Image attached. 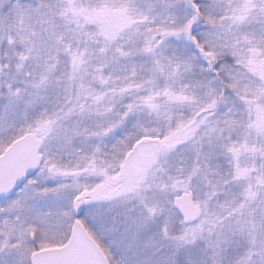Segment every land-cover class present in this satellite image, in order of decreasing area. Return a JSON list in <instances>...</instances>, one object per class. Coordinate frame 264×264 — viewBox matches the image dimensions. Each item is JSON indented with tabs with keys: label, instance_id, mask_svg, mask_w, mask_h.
<instances>
[{
	"label": "snow or ice",
	"instance_id": "snow-or-ice-1",
	"mask_svg": "<svg viewBox=\"0 0 264 264\" xmlns=\"http://www.w3.org/2000/svg\"><path fill=\"white\" fill-rule=\"evenodd\" d=\"M5 44L0 264H264V0H16Z\"/></svg>",
	"mask_w": 264,
	"mask_h": 264
},
{
	"label": "water",
	"instance_id": "water-1",
	"mask_svg": "<svg viewBox=\"0 0 264 264\" xmlns=\"http://www.w3.org/2000/svg\"><path fill=\"white\" fill-rule=\"evenodd\" d=\"M23 147L27 149L30 145L24 142ZM8 152L15 157V160L11 162L13 165L24 155L16 146H12ZM2 159H4V154L0 155V160ZM46 251L50 254L47 258L56 261L57 264H99L103 255L99 247L79 233L75 234L64 246L46 249Z\"/></svg>",
	"mask_w": 264,
	"mask_h": 264
},
{
	"label": "trees",
	"instance_id": "trees-1",
	"mask_svg": "<svg viewBox=\"0 0 264 264\" xmlns=\"http://www.w3.org/2000/svg\"><path fill=\"white\" fill-rule=\"evenodd\" d=\"M21 2H22V3H25V4H29L30 2L35 3V2H37V0H21ZM141 3H143L142 0H141ZM13 5H15V3H13L10 7H12ZM0 7H1V5H0ZM10 7H8L7 4H6V6L3 4V8L0 9V14H4V13H5ZM17 26H19V25H17ZM89 27L94 28V27H95V24L90 23ZM18 46H19V44H17V47H18ZM5 48H7V45H6V44H5V45H0V51H2V50L5 49ZM7 50H8L9 55H12V49H11V48H7ZM10 52H11V53H10ZM0 55H1V54H0ZM47 98H48V99H47V103H48L49 106H51L52 103H55V102H56V100H57V95H56L55 92H52V93H50V94L48 95ZM0 100H1V101H0V112L2 113V112H3V104H4V101H3L2 98H0ZM19 107H20V109H22L21 104H20ZM10 111H12V110L10 109ZM233 187H235V186H233ZM102 246L106 248L105 244H103Z\"/></svg>",
	"mask_w": 264,
	"mask_h": 264
},
{
	"label": "rangeland",
	"instance_id": "rangeland-1",
	"mask_svg": "<svg viewBox=\"0 0 264 264\" xmlns=\"http://www.w3.org/2000/svg\"><path fill=\"white\" fill-rule=\"evenodd\" d=\"M143 1V0H142ZM13 3H16V0H0V5H1V7H0V9H2L3 8V4L6 6V4L8 5V7H10ZM30 3H32V2H30ZM4 51H5V49H3L2 51H0V54L2 55L3 53H4ZM8 51V50H7ZM11 53V52H10ZM48 99V98H47ZM1 101V100H0ZM21 107L23 108L24 107V105L23 104H21ZM1 113V112H0ZM253 119H255V114H253ZM257 147H258V145H257ZM249 156H251L252 154L251 153H249L248 154ZM248 157L246 156V157H244V159L246 160ZM235 186V185H234ZM234 188V190H235V187H233ZM221 199H223V196L221 197ZM104 243H105V241H104ZM57 244V243H56ZM107 244V243H106ZM112 245H114L117 249H119V253L122 255V253H124L125 251H126V246H121V243H120V241L119 240H117L114 244H112ZM112 251H114V250H112ZM135 256V249H133V252H132V254L129 256V258H133Z\"/></svg>",
	"mask_w": 264,
	"mask_h": 264
}]
</instances>
